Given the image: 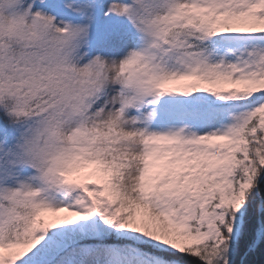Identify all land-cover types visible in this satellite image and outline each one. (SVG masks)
Returning a JSON list of instances; mask_svg holds the SVG:
<instances>
[{"label":"snow or ice","instance_id":"obj_1","mask_svg":"<svg viewBox=\"0 0 264 264\" xmlns=\"http://www.w3.org/2000/svg\"><path fill=\"white\" fill-rule=\"evenodd\" d=\"M0 264H264V0H0Z\"/></svg>","mask_w":264,"mask_h":264}]
</instances>
